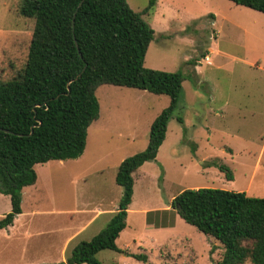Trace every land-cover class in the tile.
Instances as JSON below:
<instances>
[{
  "label": "rangeland",
  "instance_id": "rangeland-1",
  "mask_svg": "<svg viewBox=\"0 0 264 264\" xmlns=\"http://www.w3.org/2000/svg\"><path fill=\"white\" fill-rule=\"evenodd\" d=\"M21 1L0 0L1 83L21 71L32 36L34 20L19 14ZM126 1L137 13L148 8L142 17L154 34L144 67L178 72L184 81L155 159L132 174L126 227L115 241L119 251L103 250L96 258L100 264H218L223 247L180 218L171 203L183 190L199 188L264 199V14L229 0ZM95 96L99 117L87 130L82 155L33 167L37 179L21 190L15 228L0 232V264L65 260L64 234L56 230L69 216H56L59 211L111 214L79 236L85 241L116 212L117 169L146 148L150 124L169 98L111 85L99 86ZM10 209L0 194V219ZM90 215L75 213L74 227Z\"/></svg>",
  "mask_w": 264,
  "mask_h": 264
},
{
  "label": "trees",
  "instance_id": "trees-1",
  "mask_svg": "<svg viewBox=\"0 0 264 264\" xmlns=\"http://www.w3.org/2000/svg\"><path fill=\"white\" fill-rule=\"evenodd\" d=\"M229 1L264 14V0ZM147 10L134 12L126 0H22L19 6V14L32 18L34 25L21 71L0 82V194L8 196L11 205L0 219V230L22 213L21 190L36 182L35 165L82 155L87 130L99 117V86L169 98L150 124L146 148L117 169L115 183L122 195L105 228L79 242L65 262L54 264H100L97 253L119 251L115 241L126 227L132 174L155 159L165 140L184 77L144 67L154 34L142 17ZM220 169L232 179L228 169ZM171 205L186 223L223 247L218 264H264L263 198L199 188L183 190Z\"/></svg>",
  "mask_w": 264,
  "mask_h": 264
},
{
  "label": "crops",
  "instance_id": "crops-1",
  "mask_svg": "<svg viewBox=\"0 0 264 264\" xmlns=\"http://www.w3.org/2000/svg\"><path fill=\"white\" fill-rule=\"evenodd\" d=\"M80 211H81V214H91L89 217H88V220L80 225V227H77L75 228L74 227V221H73V216L75 215V213L77 214H80ZM83 211V212H82ZM60 213H58L56 216H63V215H67L69 216L67 218V220L63 221L64 224L63 225H59L57 227V230L58 233H62L64 234L62 236V239H61V244H60V248H61V253H62V256L67 254H69V252L81 241H85V240H82V239H78L79 236L91 225L93 224L100 216L106 214V215H111V214H107V213H104L106 212L105 210L103 209H96V211H92V212H88L87 213V210H71V211H59ZM64 213V214H63ZM22 214V213H21ZM17 215L12 223L11 226L5 228V229H1L0 232H6L7 235L10 234V231L9 229H11V231H13V229L15 228V224H17L18 222V217L21 215ZM53 215V213L51 214ZM111 218V217H110ZM69 219V221H68ZM65 227V228H62L61 227ZM20 234V236H24L23 233L21 232H18ZM66 260V259H65ZM64 259H62L61 262H65Z\"/></svg>",
  "mask_w": 264,
  "mask_h": 264
},
{
  "label": "water",
  "instance_id": "water-1",
  "mask_svg": "<svg viewBox=\"0 0 264 264\" xmlns=\"http://www.w3.org/2000/svg\"><path fill=\"white\" fill-rule=\"evenodd\" d=\"M80 4H81V3H80ZM80 4H79V5H80ZM72 25H73V22H72Z\"/></svg>",
  "mask_w": 264,
  "mask_h": 264
}]
</instances>
